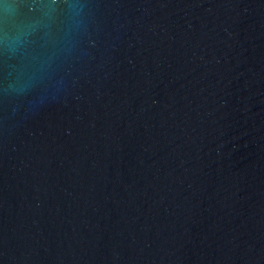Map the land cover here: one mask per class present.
<instances>
[{"label": "water", "instance_id": "95a60500", "mask_svg": "<svg viewBox=\"0 0 264 264\" xmlns=\"http://www.w3.org/2000/svg\"><path fill=\"white\" fill-rule=\"evenodd\" d=\"M0 264H264V0H0Z\"/></svg>", "mask_w": 264, "mask_h": 264}]
</instances>
